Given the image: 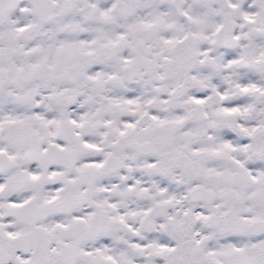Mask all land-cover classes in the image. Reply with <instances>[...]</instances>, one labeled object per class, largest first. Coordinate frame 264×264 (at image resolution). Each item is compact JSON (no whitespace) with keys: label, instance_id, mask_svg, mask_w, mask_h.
Wrapping results in <instances>:
<instances>
[{"label":"snow or ice","instance_id":"1","mask_svg":"<svg viewBox=\"0 0 264 264\" xmlns=\"http://www.w3.org/2000/svg\"><path fill=\"white\" fill-rule=\"evenodd\" d=\"M0 264H264V0H0Z\"/></svg>","mask_w":264,"mask_h":264}]
</instances>
